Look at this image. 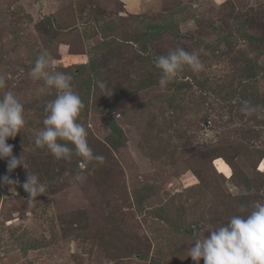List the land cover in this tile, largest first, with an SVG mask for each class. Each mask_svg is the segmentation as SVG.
Here are the masks:
<instances>
[{"label": "rangeland", "instance_id": "obj_1", "mask_svg": "<svg viewBox=\"0 0 264 264\" xmlns=\"http://www.w3.org/2000/svg\"><path fill=\"white\" fill-rule=\"evenodd\" d=\"M176 48L204 68L162 90L154 61ZM45 51L103 163L36 147L57 95L29 75ZM0 76V98L24 106L7 143L28 164L0 160V179L21 182L0 183V264H195L197 238L264 202V0H0ZM27 171L46 185L31 203Z\"/></svg>", "mask_w": 264, "mask_h": 264}, {"label": "clouds", "instance_id": "obj_2", "mask_svg": "<svg viewBox=\"0 0 264 264\" xmlns=\"http://www.w3.org/2000/svg\"><path fill=\"white\" fill-rule=\"evenodd\" d=\"M154 63L161 73L158 83L162 90H166L171 82L179 79L185 67L194 73L204 68L196 53L187 52L183 48H176L167 55L156 57ZM29 75L34 80L43 81L45 88L55 89L57 93L56 98L46 105L44 127L37 133L34 141L36 147L47 148L57 160L69 161L73 154V147H69L71 144L75 154L83 160L81 168L93 161L103 163L104 157L93 153L87 142V131L78 122L84 105L79 95L73 91V77L51 70L49 54L46 51L37 57ZM98 86L104 90L105 96L112 94V89L109 91L103 82ZM5 87V77L0 76V89ZM240 111L252 116L257 110L245 101ZM25 123L23 104L13 92H5L0 98V160H7L8 172L18 166L28 169V164L21 156H14L13 146L7 143L9 138L15 139ZM74 179L82 183L86 177L77 175ZM0 183L12 186L21 184L19 179L12 180L8 176L0 179ZM22 187L28 194L30 203L46 191V185L39 177L29 172ZM239 212L243 214L231 216L227 223L210 230L209 237L197 238L194 246L188 248V256L195 264H199L201 259L204 264H264V202H255L250 211L242 205Z\"/></svg>", "mask_w": 264, "mask_h": 264}, {"label": "trees", "instance_id": "obj_3", "mask_svg": "<svg viewBox=\"0 0 264 264\" xmlns=\"http://www.w3.org/2000/svg\"><path fill=\"white\" fill-rule=\"evenodd\" d=\"M108 127L112 130V132H114L116 135V138H118V140L120 141L122 136H121V129H119L115 123L109 122ZM121 142H123V139L121 140ZM117 147V144H114V148Z\"/></svg>", "mask_w": 264, "mask_h": 264}, {"label": "bare ground", "instance_id": "obj_4", "mask_svg": "<svg viewBox=\"0 0 264 264\" xmlns=\"http://www.w3.org/2000/svg\"><path fill=\"white\" fill-rule=\"evenodd\" d=\"M263 168H264V161H262V162L260 163V167H258V170H263Z\"/></svg>", "mask_w": 264, "mask_h": 264}]
</instances>
